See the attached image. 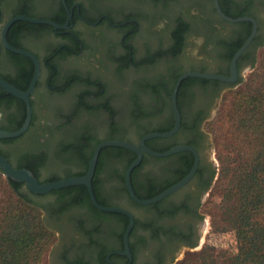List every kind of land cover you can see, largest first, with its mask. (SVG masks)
I'll return each instance as SVG.
<instances>
[{
  "label": "flooded vegetation",
  "instance_id": "obj_1",
  "mask_svg": "<svg viewBox=\"0 0 264 264\" xmlns=\"http://www.w3.org/2000/svg\"><path fill=\"white\" fill-rule=\"evenodd\" d=\"M117 1L0 0V32L9 20L18 17L66 25L53 29L16 19L5 32L7 44L33 55L39 70L28 97L31 115L27 129L16 138L0 139V156L12 168L31 172L40 183L83 173L82 169L41 177L46 167L55 169L78 162L79 149L71 147L79 139L89 145L107 140L137 145L146 134L170 130V94L175 80L187 71L228 76L231 58L253 29L249 21L229 23L221 19L212 0H139L163 8L161 23L150 20L145 32L148 39L158 37L159 41L160 36L165 47L147 49L136 56L130 41L143 31L144 25L132 15L113 19L107 9L120 6ZM216 1L224 16L246 17L254 22V35L235 60L236 81L182 80L175 95L179 128L167 138L144 142L149 150L161 153L178 145L189 146V140H193L195 147H189L197 152L198 162L192 177L160 201L141 206L129 198L124 187V172L135 154L125 149L103 154L99 151V170L91 178L93 197L100 206L118 207L130 213L128 256L120 254L125 253L123 233L129 222L127 217L100 212L89 198L84 204L74 202L77 196L68 190L71 187L33 195L22 183L12 181L19 194L27 192L36 200L50 198L47 204L36 205L42 223L54 236L45 264H172L183 250H192L198 244L204 225L202 196L211 171L208 138L202 125L213 110L217 94L238 83L264 44V0ZM103 27L119 31L117 44L111 45L108 56L115 66L114 82L119 79L123 84L111 90L89 73L62 70L63 63L71 60L84 63L85 51L98 46ZM78 29L87 31V40ZM33 71L29 58L8 51L0 41V79L25 91ZM128 71L132 72L129 78L125 76ZM23 113L25 117L24 103L0 89V130H17ZM182 124L186 128H181ZM131 135H136V139ZM189 156L193 163V156L186 151L162 158L143 153L129 175L135 197L150 199L183 179L189 172L185 174Z\"/></svg>",
  "mask_w": 264,
  "mask_h": 264
},
{
  "label": "trees",
  "instance_id": "obj_2",
  "mask_svg": "<svg viewBox=\"0 0 264 264\" xmlns=\"http://www.w3.org/2000/svg\"><path fill=\"white\" fill-rule=\"evenodd\" d=\"M22 109L24 111V107ZM226 117L228 125L217 136L215 143L217 171H210L209 182L216 174L222 189V199L229 205L234 252L221 253V256L217 254L215 257L212 249L203 248L179 264H215L214 259L218 257L223 259L221 264H264V62L253 71L243 88L234 92ZM23 119L24 113L15 129L20 127ZM183 127L186 128L184 124ZM97 143L89 145L84 139H79L71 147L79 149L76 154L83 166L80 176L85 173ZM188 145L195 147L193 140H189ZM108 151L124 150L103 148L99 154ZM98 162L93 178L99 170ZM191 164L192 157L189 156L185 174ZM7 184L14 200L0 205V264H40L53 241V234L44 226L35 207L28 204V193H17L11 180ZM68 190H73L77 196L74 202H88L85 189L71 187Z\"/></svg>",
  "mask_w": 264,
  "mask_h": 264
},
{
  "label": "rangeland",
  "instance_id": "obj_3",
  "mask_svg": "<svg viewBox=\"0 0 264 264\" xmlns=\"http://www.w3.org/2000/svg\"><path fill=\"white\" fill-rule=\"evenodd\" d=\"M118 4L120 6L114 9H107L110 11L112 18L117 20L122 18L123 16H136L138 20L141 22V25H144L143 31L136 36L133 40L130 41V44L133 46L134 54L136 56H141L147 49L155 50L157 48L165 47L162 38L158 37H146L145 28L150 20H154L157 22L156 24H160L161 20L165 16V12L161 6L142 3L139 0H118ZM87 31L78 29V33L80 36L87 40ZM101 38L98 42V46L95 47L92 51H85L84 56L87 57L84 63L82 64L80 60H71L69 62H65L62 65V70L64 71H80L82 74L89 73L93 77L99 79L105 86H107L108 90L113 89L117 85L123 84L121 81L114 82L115 78V66L109 61L111 59L108 56V51L111 45L117 44L119 31H109L105 27H103L100 31ZM189 50L192 47H188ZM96 54L98 56H96ZM264 62V44L262 47L258 49L256 55L254 57L253 63L249 69L244 71L237 84L232 87L225 88L221 90L215 99L213 110L209 117L204 121L202 125V130L206 134L208 138V154L209 161L211 165V170L215 169L217 171V160H216V149L215 143L217 142V136L220 133L224 132L228 125L226 122L227 113L229 111V106L231 104L232 98L234 97V92L243 88V84L247 82L248 78L251 76L253 71L263 64ZM186 66V64H184ZM125 76L129 78L132 76V72L128 71ZM115 77V78H114ZM125 78V80L127 79ZM124 82V80H123ZM102 136V135H100ZM132 139H136V135L129 136ZM83 169L82 163L80 161L75 162L71 165H67L65 167L60 168H51L46 167L45 171L41 173L42 178H48L54 175H61L65 173L78 172ZM221 186L220 183L217 182V175L215 174L212 179H210L209 185L207 187V191L202 196V204H201V213L202 220H204V225L202 228V234L200 236V240L198 244L192 250H183L173 261L172 264H179L185 258H187L190 254L198 253L203 248L212 249L213 254L216 255L221 253H233L234 252V241H233V233L231 229V212L229 209L228 203L222 199L221 196ZM28 197V196H27ZM50 198H45L42 200H36L35 198L28 197L27 202L31 204L38 211L39 217L41 218V212L39 208L36 206L37 204H41L42 206L47 204ZM14 197L8 187L6 179L0 174V205H6L7 202L13 201ZM103 215L102 217H105ZM108 221V219H106ZM54 239V236H53ZM48 250L42 256V260L40 264H45ZM222 258H215V264H221Z\"/></svg>",
  "mask_w": 264,
  "mask_h": 264
},
{
  "label": "water",
  "instance_id": "obj_4",
  "mask_svg": "<svg viewBox=\"0 0 264 264\" xmlns=\"http://www.w3.org/2000/svg\"><path fill=\"white\" fill-rule=\"evenodd\" d=\"M212 2H213L214 10L216 11L217 15L221 19H223L224 21L229 22V23L249 21L253 24V29H252L251 33L249 34V36L247 37V39L243 42V44L240 46V48L234 53L233 57L231 58L230 64H229V75L228 76L187 71V72L182 73L175 80V82L172 86L171 94H170V107H171V112H172V116H173V126L170 130L165 131V132H153V133L146 134L139 139L137 145H134V144H131L128 142H124V141H114V140L102 141V142L98 143L93 148L91 156H90L88 163H87L86 171L83 175L71 176L68 178H64V179H60V180H56V181H51V182H45V183H39L37 181V179L32 175V173L29 172L28 170L12 168L8 164L6 159L3 158L2 156H0V173L3 175V177L5 179L11 180V181L16 182V183H22L24 185V187L27 189V191L33 195H44V194H47L51 191H56V190H60V189L68 188V187L83 186L86 189V192H87V195H88V198H89L91 205L95 209H97L100 212L121 214V215L127 217L129 222H128V225H127V227L123 233V245L125 248V253H120V254H126L128 256V249H127L126 240H127L128 232H129L131 225H132V218H131L130 213L127 212L126 210L118 208V207L100 206L96 203V201L93 197V193H92V189H91V178H92L93 173H94V168H95L97 156H98V153L101 149L107 148V147L122 148V149H125L128 151H131L135 154V156H136L135 159L129 164V166L126 168V170L124 172V187H125V190L129 196V198L135 204H138L141 206H146V205L153 204L155 202L160 201L164 197L170 195L171 193H173L174 191H176L177 189L182 187L184 184H186L190 180V178L192 177L193 173L196 170L197 162H198V154L193 148H191L187 145H178V146L170 148L169 150H167L165 152L158 153V152H153V151L149 150L148 148H146L144 146V142L146 140L153 139V138H167V137L171 136L172 134H174L177 131V129L179 128L180 117H179V113H178L177 108H176L175 95H176L177 88H178V86L182 80H184L186 78H197V79H203V80H213V81H218V82H223V83H234L236 81V73H235V67H234L235 60L238 58V56L244 51V49L250 43V41L254 35V31H255L254 22L250 18H246V17H241V18H236V19H231L229 17H226L220 12L219 7L217 5V1L212 0ZM16 19L24 20V21L32 23V24L47 25V26L52 27L53 29H61V28L66 27V25H57V24L50 22L48 20L30 19V18H25V17H18L15 19H11L2 27L1 32H0L1 45L10 52H13V53L19 54V55H23V56L29 58L34 65V71H33V75H32V78L30 80V83H29V85L25 91H20V90L16 89L15 87L11 86L10 84L6 83L4 80L0 79V89L3 90L6 94H9L10 96H12L16 99L21 100L25 105V117H24V120H23L21 126L17 130H13V131L0 130V139L16 138V137L20 136L21 134H23V132L27 129V126H28V123L30 120V115H31V108H30V105L28 102V97L31 94V92L33 91L34 84H35V81L37 80L38 70H39L38 62L33 55H31L29 52H26L22 49H15V48L9 46L5 40V32H6L7 28L9 27V24L13 20H16ZM182 151L189 152L193 156L192 167L189 170L188 174L183 179L178 181L176 184L170 186L169 188L165 189L164 191H162L161 193H159L158 195H156L150 199H146V200L137 199L135 197V195L133 194V191H132V188L130 185L129 175H130L131 170L134 167H136L138 165V163L140 162L142 154L144 153V154H147V155L152 156V157L162 158V157H166L168 155L178 153V152H182Z\"/></svg>",
  "mask_w": 264,
  "mask_h": 264
}]
</instances>
